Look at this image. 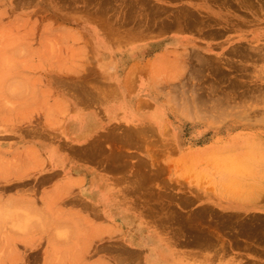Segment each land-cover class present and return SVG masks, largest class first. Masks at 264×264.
Returning a JSON list of instances; mask_svg holds the SVG:
<instances>
[{"label":"crops","instance_id":"1","mask_svg":"<svg viewBox=\"0 0 264 264\" xmlns=\"http://www.w3.org/2000/svg\"><path fill=\"white\" fill-rule=\"evenodd\" d=\"M158 1L169 8L175 6V0ZM182 1L192 8L217 5L220 11L236 15L234 27L216 37L220 47L231 42L264 46V0ZM72 27L69 29L90 31L96 62L106 58L114 69L99 71V76L89 83L83 79L77 84L80 97L75 91H67L68 86L64 90L47 87L41 101V119L18 120L13 125L15 132L1 137L0 156L10 160V165L0 167V200L10 206L20 204L27 208L28 202L31 205L25 209L30 214L25 211V215L12 217L15 222L18 218L25 222L24 233L3 237V230L0 231V256H4L0 264H215L202 249L196 248L197 244L192 251L181 252L160 229L148 224L147 212L142 209L161 197L157 183L161 181L164 162L174 184L169 193L177 201L180 198L179 205H209L219 213L264 211L262 169H252L250 179L241 188L247 202L238 203L235 197L222 195L221 173L209 171L203 161L189 159L191 151L181 146L187 139L178 124L166 118L158 123L150 116L163 103L161 93L165 87L161 78L166 81L187 70V62L167 53H172L171 48L182 51L183 43L192 39L181 37L175 45L151 39L117 46L96 35L112 29L108 24L96 21ZM203 41L213 40L207 37ZM103 46L109 54L98 55V48ZM168 63L181 70L166 72ZM94 85L98 86L96 92ZM83 86L90 89L89 94L82 93ZM251 121L254 126L257 124V120ZM163 143L169 147L163 150ZM168 154L171 161H163ZM181 180L187 196L179 197L177 186ZM35 208L40 212L36 218ZM152 232L158 235L165 250L153 248L154 243L147 239ZM6 255L10 257L6 259Z\"/></svg>","mask_w":264,"mask_h":264},{"label":"rangeland","instance_id":"2","mask_svg":"<svg viewBox=\"0 0 264 264\" xmlns=\"http://www.w3.org/2000/svg\"><path fill=\"white\" fill-rule=\"evenodd\" d=\"M167 2L169 3L170 0ZM149 3L155 4V7L151 9ZM174 3L175 6L169 8L158 0H0V69H2L0 70V140L3 135L11 131L15 132L16 128L13 125L18 123V120L41 119V101L43 93L47 92V87L64 90L68 86L67 91H79L80 86L77 84L83 79L89 83L90 80L99 76V71H113L112 64L106 63L108 59H98L96 62L95 48L90 47L91 32L70 30L72 26L96 21L108 24L112 29L99 31L96 35L99 40L107 39L117 46L151 39L163 40L164 45H175L181 37L192 39L191 42L183 43L182 51L174 52L171 48L172 53H167V55L177 56L176 59L187 62L184 64L187 70L182 75L166 81L160 77L165 87L161 93L163 103L150 116L158 123L166 118L178 124L187 139V142L181 146H186L191 151L189 159L193 162L203 161L209 171L221 173L224 177L222 195L225 193L224 196L235 197L238 200L239 196L244 193L241 188L245 187V182L250 179L252 169L260 168L264 171V57L259 58L258 56L254 61L243 59L231 51L234 45L244 47L250 46V43L232 45L231 42L226 47H220L216 37L230 29L222 31L215 37L205 35V31L209 29L222 28L225 23L235 25L237 22L234 13L229 15L221 13L217 5L215 8L202 5H196L197 7L194 8L198 11L197 16L205 19L203 25L197 24L195 27L201 30L191 29L193 28L191 27L156 32L162 21H169L172 19L170 17L182 15L183 9L189 6L182 0H175ZM96 10H99V13H95ZM214 11L227 16H225V23L220 18L216 21L209 19L213 17L209 14ZM145 14L153 16L150 17L151 21H146V23L142 21L145 20L142 17ZM136 15H141L139 16L141 20L136 18ZM154 18L156 22L153 21ZM217 21H219L218 24ZM128 29H131L130 35H127ZM207 37L213 41H203V38ZM166 38L169 40L165 41ZM82 44H87V46ZM155 45L159 44L156 42ZM260 46H257L259 50L264 47ZM80 49L82 53H79ZM107 49L105 46L99 47L98 55L109 54ZM190 54L192 58H189ZM200 54L206 58L210 57L208 64V60L206 61V58L201 57ZM165 57L163 59H167ZM201 58L206 61L203 66L205 68L200 66ZM4 61L6 63L3 64ZM165 66L164 70L173 72L172 74L181 70L171 63ZM210 66L212 67L209 68ZM203 72L204 75H201ZM255 83L257 91L254 96L247 89L251 84L255 88ZM212 85L214 87H211ZM203 86L206 87L203 88ZM244 87L248 92L242 89ZM202 88L206 90L202 91ZM222 88L227 92H222ZM236 91H240L239 96L235 95ZM195 95L196 98L198 95L200 100L195 99ZM201 101L205 102V105ZM218 101L219 103H216ZM251 120H257V124L254 126L255 123ZM234 123L236 125L232 126L231 124ZM257 125L260 126L257 127ZM255 131L260 133L256 134ZM180 136L181 131L178 130L177 140ZM162 146L164 150L169 147V144L163 143ZM169 156L168 154L167 159L163 161H171ZM9 165V160L0 156V167ZM169 178V167L167 168V164L163 162L161 181L157 183V188L162 191L161 197L156 201H151L152 206L142 208L150 215L146 214L147 219H150L148 224L160 229L169 242L175 243L181 252L192 251V248H195L194 245L197 244L196 248L202 249L215 264H264V230L263 226L259 225H264V211L244 213L226 210L219 213V210L209 205L198 207L179 205L180 198L177 201L169 193V190L174 187ZM177 187L179 197L180 195L187 196L184 181L181 184L178 183ZM240 199L242 200H238V203L247 202V199ZM20 211L24 215L25 207L20 204L18 206L15 204L10 206L8 203L5 205L0 200V213L2 214L0 217L3 216L0 219V231L3 230L1 236L15 237L16 232L24 233L25 222L21 223L20 218L17 222L12 219L14 215L18 217L21 214ZM35 212L37 213L36 218L40 212H37L36 208ZM256 224L260 227H257L259 232L262 229L261 235L258 231V233L255 232ZM251 229H253L252 233ZM196 232L200 233V236L201 234L211 236L214 242L209 239L207 241L212 243L203 245L195 241L200 237ZM195 235L198 237L196 238ZM1 257L4 256H0V259ZM9 257V255L5 256L6 259Z\"/></svg>","mask_w":264,"mask_h":264},{"label":"bare ground","instance_id":"3","mask_svg":"<svg viewBox=\"0 0 264 264\" xmlns=\"http://www.w3.org/2000/svg\"><path fill=\"white\" fill-rule=\"evenodd\" d=\"M149 6H150V8L151 9H153L154 7H155V4H150L149 3ZM198 11L196 10V9H194V8H192V7H189V6H187V7H185L184 9H183V14L182 15H177V16H175V17H170V18H172V19H170L169 21H162L161 22V24H159L158 26H159V28L156 30V32H159V31H163V30H165V29H169V30H181V29H186V28H191V27H193V28H191V29H199V30H201L200 28H195L196 26H197V24H204L205 23V19H203V18H201V16H197V13ZM219 12V11H218ZM221 13H225V12H221ZM220 12L219 13H216V11H214L213 13H211V14H209V16L211 15V16H213L212 18L211 17H209V19L210 20H213V21H216V20H219V18L225 23V19H226V15H220L221 14ZM264 13V12H263ZM130 14H131V12H130ZM229 15V14H228ZM139 16H141V15H136V18H139V20H141L140 19V17ZM226 16V17H225ZM143 17V19H145V20H142L143 22H145L146 23V21L147 22H149V21H151L150 20V17H153L152 15L151 16H149V15H147V14H145V15H143L142 16ZM206 17V16H205ZM156 18H154V22H156V20H155ZM218 22L219 21H217L216 23L218 24ZM158 24V23H157ZM214 25H216L215 23H214ZM144 26H145V24H144ZM146 27H148V25L146 26ZM234 27V23H225V26L224 27H222V28H217V29H209V30H207V31H205V35L206 36H208V35H210V37H215V36H217V35H219V34H221L222 33V31H226V30H228V29H231V28H233ZM154 28V27H153ZM115 29H117V28H115ZM149 32L151 31V30H148ZM130 32H131V29H128L127 30V35H130ZM59 34V33H58ZM61 34V33H60ZM62 35V34H61ZM60 39H62V38H60ZM13 41V40H12ZM3 45V44H2ZM10 45V44H9ZM262 46V45H261ZM260 46V47H261ZM21 47V46H20ZM264 48V47H263ZM263 48H261L260 50H259V48L257 47V46H252V45H250V46H238V45H234V46H232V53L233 54H235V55H239V56H241V57H243V59H250V60H256V58L259 56V58H263L264 57V49ZM17 51H18V48H17ZM16 51V52H17ZM190 51V50H189ZM23 52V51H22ZM199 52V51H198ZM22 54V53H21ZM223 54V53H222ZM7 55V54H6ZM201 55V54H200ZM191 56V54L189 55V58H192V57H190ZM5 57V56H4ZM7 57H8V55H7ZM201 57H205L204 55H201ZM188 58V59H189ZM206 58V57H205ZM208 58V57H207ZM206 58V61H207V64L209 63V60H210V57L207 59ZM200 59V58H199ZM202 59V58H201ZM2 60H4V59H2ZM6 60V59H5ZM11 60V59H10ZM213 60V59H212ZM219 60H220V58H219ZM204 60L202 59V64L200 65L202 68H205V67H203L204 65H205V62L206 61H204ZM200 62V61H199ZM212 62V61H211ZM214 62V61H213ZM4 63H6L5 61L3 62V64ZM8 63V62H7ZM195 63V62H194ZM189 64H193V63H189ZM219 64V63H218ZM13 65H14V63H13ZM210 65H213L214 66V64H210ZM217 64H215V66H216ZM15 66V65H14ZM199 66V65H198ZM207 66V65H206ZM237 66H240V65H237ZM11 67V66H10ZM189 67H193V66H189ZM196 67V66H195ZM212 66H210L209 68H211ZM218 67V66H217ZM1 68V67H0ZM144 68V67H143ZM214 68V67H213ZM240 68H242V67H240ZM7 69V68H6ZM8 69H9V67H8ZM189 69H191V68H189ZM200 69V68H199ZM207 69V68H206ZM205 69V70H206ZM215 69V68H214ZM250 69V68H249ZM0 70H2V69H0ZM135 70V69H134ZM145 70V69H144ZM191 70H193V68L191 69ZM196 70H197V68H196ZM204 70V69H203ZM204 70V71H205ZM208 70V69H207ZM210 70V69H209ZM218 70V69H217ZM9 71V70H8ZM142 71V70H141ZM4 72V71H3ZM202 72V71H201ZM212 72V71H211ZM216 72V71H215ZM214 73V72H213ZM220 73V72H219ZM9 74V73H8ZM1 75H3V74H1ZM11 75V74H10ZM9 75V76H10ZM201 75H204V72L201 74ZM214 75V74H213ZM222 75V74H221ZM13 76V75H12ZM219 77V76H218ZM222 77H224V76H222ZM12 79V78H11ZM11 79H9V80H11ZM202 79V78H201ZM13 80H14V78H13ZM200 80V79H199ZM205 80V79H204ZM221 80V79H220ZM207 81V80H206ZM235 81V80H234ZM19 82V81H18ZM81 82V81H80ZM211 82V81H210ZM214 82V81H213ZM219 82H217V84H218ZM8 83H6V85H7ZM18 84H20V82L18 83ZM100 84V83H99ZM194 84V83H193ZM204 84H206V83H204ZM214 84H215V82H214ZM221 84V83H220ZM235 84V83H234ZM14 85V84H13ZM87 85V84H86ZM15 86V85H14ZM193 87H194V85H192ZM232 86V85H231ZM77 87V86H76ZM84 88H85V86H83ZM86 87H88V86H86ZM91 87V86H90ZM98 86L97 85H94V91H95V88H97ZM202 87V86H201ZM204 87H206V86H203V88ZM210 86H208V88H209ZM211 87H214L213 85L211 86ZM215 87H217L216 85H215ZM219 87V86H218ZM21 88V87H20ZM202 88V89H203ZM238 88V87H237ZM240 88V87H239ZM254 87L252 86V84L248 87V91H251L253 94H254V96H255V93H256V91H257V85H256V83H255V88L253 89ZM22 89V88H21ZM28 89V88H27ZM79 89V88H78ZM81 89H82V87H81ZM87 89V90H86ZM92 89V88H91ZM102 90H104L103 88H101ZM223 89V88H222ZM242 89H244L245 90V87L244 88H242ZM7 90V89H6ZM17 90V89H16ZM80 90V89H79ZM89 90L90 89H88V88H85V92H82V93H84L85 95H86V93H88L89 94ZM102 90H98V92L100 93ZM206 89H203L202 91H205ZM216 90V89H215ZM86 91H88V92H86ZM92 91V90H91ZM94 91H93V93H94ZM108 91V90H107ZM192 92H193V90H191ZM202 91H200V92H202ZM208 91V90H207ZM206 91V92H207ZM211 91V90H210ZM220 91H221V89H220ZM242 91V90H241ZM246 91V90H245ZM248 91H246V92H248ZM19 92V91H18ZM18 92H16V93H18ZM79 92V94H80V92L81 91H78ZM96 92V91H95ZM200 92H198V94L200 93ZM205 92V93H206ZM222 92H227V91H224V89L222 90ZM237 92V91H236ZM240 92V91H239ZM239 92H237V94H235V95H240V93ZM245 92V93H246ZM77 92L75 91V94H76ZM98 93V94H99ZM106 93V92H105ZM108 93H109V91H108ZM107 93V94H108ZM174 93V92H173ZM203 93V92H202ZM213 93H216V92H213ZM212 93V94H213ZM233 93V92H232ZM239 93V94H238ZM242 93H243V91H242ZM78 94V93H77ZM78 94V95H79ZM112 94V93H111ZM195 94H197L196 92H195ZM246 94H248V93H246ZM249 94H250V92H249ZM81 95V94H80ZM80 95L78 96V97H80ZM103 95V94H102ZM109 95V94H108ZM200 95H201V93H200ZM199 95V96H200ZM214 95V94H213ZM219 95V94H218ZM18 96H20V94L18 95ZM77 96V95H76ZM202 96H204L205 97V95H202ZM211 96V95H210ZM251 96V95H250ZM253 96V97H254ZM14 97V96H13ZM77 97V98H78ZM195 97V99H197V98H199L198 97V95H197V98H196V95L194 96ZM247 97H248V95H247ZM31 98V97H30ZM43 98V97H42ZM76 98V99H77ZM180 98V97H179ZM206 98H207V96H206ZM237 98V97H236ZM239 98V97H238ZM201 99H203V98H201ZM208 99V98H207ZM216 99V98H215ZM220 99V98H219ZM226 98L224 97V100H225ZM233 99V98H232ZM27 100V99H26ZM187 100V99H186ZM198 100H200V98L198 99ZM198 100H196V102L198 101ZM203 100H205V99H203ZM208 100H210V99H208ZM240 100H242V99H240ZM253 100V99H252ZM252 100H251V102H252ZM98 101V100H97ZM206 102H208L207 100H205ZM200 102V101H199ZM202 103H203V101H201ZM144 103V102H143ZM189 103V102H188ZM205 103V102H204ZM203 103V105H205ZM216 103H219V101L218 102H216ZM226 103V102H225ZM221 104V103H220ZM59 105V104H58ZM189 105V104H188ZM203 105H201V107H203L204 108V106ZM224 105V104H223ZM227 105V104H226ZM208 105L206 104V107H207ZM214 106H215V104H214ZM50 107V106H49ZM59 107V106H58ZM63 107V106H62ZM198 107V106H197ZM196 107V108H197ZM200 107V106H199ZM210 107H212V106H210ZM216 107V106H215ZM52 108V107H51ZM60 108V107H59ZM217 108V107H216ZM220 108V107H219ZM48 109V108H47ZM65 109V108H64ZM222 109H224V108H222ZM48 110H50V109H48ZM47 110V111H48ZM53 110V109H52ZM204 110H205V108H204ZM213 110H214V108H213ZM216 110V109H215ZM226 110V109H225ZM51 111V110H50ZM224 111V110H223ZM62 112V111H61ZM200 112H201V115H202V111L200 110ZM207 112V111H206ZM212 112H214V111H212ZM219 112V111H218ZM227 112V111H226ZM160 113V111L158 112V114ZM208 113V112H207ZM216 113H217V110H216ZM209 115H210V113H209ZM213 115V114H212ZM211 115V117H213ZM217 115V114H216ZM219 115V114H218ZM221 115V114H220ZM224 115V114H223ZM208 116V115H207ZM56 120V119H55ZM54 120V121H55ZM60 122V121H59ZM218 122V121H217ZM136 129V128H135ZM141 129V128H140ZM144 129V128H143ZM129 130V129H128ZM128 130H127V132H128ZM35 131H36V129H35ZM136 131V130H135ZM126 132V131H125ZM132 132H134V131H132ZM109 133V132H108ZM116 135V134H115ZM42 137V136H41ZM112 137V136H111ZM128 141V140H127ZM83 146H85V145H83ZM20 148V147H19ZM78 148V147H77ZM101 148V147H100ZM99 148V149H100ZM81 149V148H80ZM101 150V149H100ZM103 150V149H102ZM26 151V150H25ZM24 151V152H25ZM90 151H92V150H90ZM94 151V150H93ZM16 152V151H15ZM19 152V151H18ZM18 152H16V153H18ZM99 152V151H98ZM15 153V154H16ZM26 153V152H25ZM86 153V152H85ZM19 154V153H18ZM116 154V153H115ZM20 155V154H19ZM111 155V154H110ZM120 155V154H119ZM115 156V155H114ZM117 156V155H116ZM109 157V156H108ZM117 157H120V156H117ZM16 158V157H15ZM123 159V158H122ZM111 160V159H110ZM15 162H16V160H14ZM9 162H10V160H9ZM13 162V161H12ZM11 162V163H12ZM108 162V161H107ZM123 162H125L124 161V159H123V161L121 162L120 161V163H123ZM14 163V162H13ZM15 164V163H14ZM16 165V164H15ZM125 164L123 163L122 164V167L124 166ZM117 166V165H116ZM107 167V166H106ZM108 167H110L109 166V164H108ZM126 167V166H125ZM111 169V168H110ZM124 169H126V168H124ZM115 170V169H114ZM112 171V170H111ZM117 171H118V168H117ZM108 172V171H107ZM114 172V171H113ZM116 172V171H115ZM53 175V174H52ZM122 177V176H121ZM49 178V177H48ZM119 178V177H118ZM115 180V179H114ZM126 180V179H125ZM133 182V181H132ZM43 183V182H42ZM139 183H141V182H139ZM38 184V183H37ZM35 185V184H34ZM133 185V184H132ZM137 187V186H136ZM238 189V188H237ZM245 189V188H244ZM35 190V189H34ZM135 190H137V189H135ZM223 190V189H222ZM246 190V189H245ZM131 192H132V189H131ZM224 192V191H223ZM222 192V193H223ZM248 193V192H247ZM249 193H253V192H249ZM225 194V193H224ZM245 194V193H244ZM242 196V197H241ZM241 196H239V198H238V196H237V198H238V200H242V199H240V198H243V199H247L243 194L241 195ZM253 196H255V195H253ZM252 196V197H253ZM78 198V197H77ZM251 198V197H250ZM30 200V199H29ZM70 200V199H69ZM25 201V200H24ZM32 201V200H31ZM78 201V200H77ZM69 202V201H68ZM71 203H72V201H71ZM33 204H34V202H33ZM27 205V204H26ZM28 205H29V202H28ZM28 205H27V208H28ZM30 205H31V203H30ZM30 205H29V207H30ZM89 207V206H88ZM26 207H25V209H27ZM26 212H28L29 213V211H27V210H25ZM20 213L23 215V213L20 211ZM17 214H19V213H17ZM20 214V215H21ZM26 214V213H25ZM24 214V215H25ZM30 214V213H29ZM35 214H37L36 212H35ZM38 214H40V213H38ZM45 214V213H44ZM147 214V216H150V215H148V213H146ZM0 215H2L1 213H0ZM41 215H43V214H41ZM38 216V215H37ZM1 217H3V216H1ZM1 217H0V219H1ZM19 217V216H18ZM22 217V216H21ZM44 216H42V218H43ZM161 218V217H160ZM160 218H159V220H160ZM154 219H155V217H154ZM158 219V218H157ZM162 219V218H161ZM3 220H4V218H3ZM32 220V219H31ZM150 220V219H149ZM152 220V219H151ZM77 221V220H76ZM153 221V220H152ZM155 221H156V219H155ZM1 222V221H0ZM31 222H33V221H31ZM73 222H75V221H73ZM150 222V221H149ZM157 222V221H156ZM3 223V222H2ZM253 223V222H252ZM256 223H258L259 224V222H256ZM261 223V222H260ZM30 224V223H29ZM258 224H256L255 226V228H256V231L255 232H259V229L258 228H260L259 226H257ZM250 225H251V223H250ZM259 225H261V226H263L262 228H263V230H264V225H262V224H259ZM1 226V225H0ZM251 226H253V225H251ZM27 227H30V226H27ZM240 228H241V225L239 226ZM258 227V228H257ZM10 228V227H9ZM242 228H243V226H242ZM28 229V228H27ZM162 229V228H161ZM248 229V228H247ZM253 229H254V227H253ZM253 229H251V233H252V230ZM258 229V230H257ZM30 230H31V228H30ZM40 230L41 229H39V232H40ZM246 230V229H245ZM255 230V229H254ZM262 230V229H261ZM261 230H260V232H261ZM38 231V230H37ZM208 231H210V230H208ZM6 232V231H5ZM257 232V233H258ZM260 232L258 233L259 235H261L260 234ZM247 233H249L248 232V230H247ZM6 234V233H5ZM196 234H198L199 236H200V233H197L196 232ZM198 235L196 236V238L198 237ZM259 235H257V236H259ZM194 236V235H193ZM202 236V239L200 240V237ZM201 236L200 237H198V240L195 238V237H193V239L195 238L196 240L195 241H197V242H199V243H201V244H203V245H205V244H209V242L210 241H207V240H209V239H211V236H207V235H203V234H201ZM249 236V235H248ZM252 236V235H251ZM158 237V235L157 234H155V232H152L151 234H149L148 235V237H147V239L149 240V241H152L153 243H154V246H153V248L155 249V248H157V249H159V250H161V251H163V250H165L166 249V247L161 243V242H159V237ZM210 237V238H209ZM213 237V236H212ZM262 237V236H261ZM9 238V237H8ZM43 238V237H42ZM200 240V241H199ZM211 241H213L212 239H211ZM260 241V240H259ZM214 242V241H213ZM212 242H210V244H211ZM169 244V243H168ZM210 246V245H209ZM174 248V247H173ZM58 251V250H57ZM9 252V251H8ZM11 252V251H10ZM157 252V251H156ZM177 252V251H176ZM215 252V251H214ZM218 253V252H217ZM58 254V253H57ZM160 254V253H159ZM63 255H65V254H63ZM163 255V254H162ZM161 255V256H162ZM175 255H177V254H175ZM201 255V254H200ZM198 256V255H197ZM178 257V256H177ZM207 258H209L210 259V261H211V257H209L208 255L206 256ZM214 257H215V255H214ZM2 258V257H1ZM179 258V257H178ZM212 258H213V256H212ZM166 259V258H165ZM190 259V258H189ZM48 261V260H47ZM58 261V260H57ZM59 262V261H58ZM182 262H184V261H182ZM192 262V261H191ZM191 262H188V263H191ZM187 263V262H186ZM210 263V262H209ZM62 264V263H61ZM196 264V263H195Z\"/></svg>","mask_w":264,"mask_h":264}]
</instances>
